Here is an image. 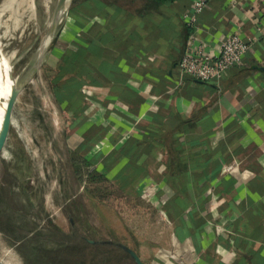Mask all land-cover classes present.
Segmentation results:
<instances>
[{
	"label": "crops",
	"instance_id": "1",
	"mask_svg": "<svg viewBox=\"0 0 264 264\" xmlns=\"http://www.w3.org/2000/svg\"><path fill=\"white\" fill-rule=\"evenodd\" d=\"M196 1L107 5L83 28L69 18L59 39H74L55 66L100 27L92 58L104 78L80 86L76 112L58 110L74 152L147 205L158 235L149 264H264V0H210L197 15ZM233 33L251 45L241 67L213 82L179 72L190 36L217 54Z\"/></svg>",
	"mask_w": 264,
	"mask_h": 264
},
{
	"label": "rangeland",
	"instance_id": "2",
	"mask_svg": "<svg viewBox=\"0 0 264 264\" xmlns=\"http://www.w3.org/2000/svg\"><path fill=\"white\" fill-rule=\"evenodd\" d=\"M119 2L140 11L145 4ZM57 3L0 0V46L9 59L0 80L9 63L21 56L9 79L18 83L29 75L51 39L49 24ZM70 16H64L66 25ZM80 17L85 23L92 20L82 10ZM72 34L67 31L68 40H58L52 57L18 95L0 141V264H137L121 245L136 248L149 264L154 255L151 239L158 235L150 226L147 205L122 197L100 165L92 168L78 159L68 136L67 114L58 110L52 79L59 60L56 66L54 60L73 41ZM5 108H0V127ZM111 244L124 254L111 250Z\"/></svg>",
	"mask_w": 264,
	"mask_h": 264
},
{
	"label": "trees",
	"instance_id": "3",
	"mask_svg": "<svg viewBox=\"0 0 264 264\" xmlns=\"http://www.w3.org/2000/svg\"><path fill=\"white\" fill-rule=\"evenodd\" d=\"M145 2V7L151 5H163L174 3L178 0H143ZM77 0H72V5L70 11L74 9H80L85 11L87 14L92 16V19L95 17H104V6L110 5L113 7L120 6L123 8V3H120L119 0L115 3L104 4L99 0H87L82 3H75ZM75 20L78 27L83 28L88 25L91 20L87 23L82 22L79 17H71ZM88 37L83 36L84 42L88 46L77 45V49L66 50V52L61 54L59 63L57 65V74L53 77L52 82L54 83V95L58 100V104L62 106L66 111H75L81 106V100L79 98L78 90L80 86L84 83L89 84H100L104 78V73L101 71L104 65V61L97 58H92L93 55L98 53L96 48H101L99 42L104 40V29L102 28H93ZM87 35V34H86ZM94 61H100L99 65L96 66ZM179 65V63H178ZM241 67V66H240ZM81 149H91V139L88 138L86 145L82 146ZM78 159L83 160V163L90 166V161L86 160L84 156L80 155L79 152H74ZM79 163V162H78ZM81 173V171H78ZM115 244L108 245L110 249H116L119 253L124 252L121 250V247H115ZM122 255V254H121Z\"/></svg>",
	"mask_w": 264,
	"mask_h": 264
},
{
	"label": "built area",
	"instance_id": "4",
	"mask_svg": "<svg viewBox=\"0 0 264 264\" xmlns=\"http://www.w3.org/2000/svg\"><path fill=\"white\" fill-rule=\"evenodd\" d=\"M210 0H197L195 2L196 15L201 13ZM196 15L189 17L190 24L196 21ZM251 45L233 33L221 40L217 54L208 52L205 46L196 43L194 36L187 41L184 54L179 61V72L191 79L202 82H213L222 79L232 68L244 64L246 54L250 51ZM231 170L233 165L225 167Z\"/></svg>",
	"mask_w": 264,
	"mask_h": 264
},
{
	"label": "water",
	"instance_id": "5",
	"mask_svg": "<svg viewBox=\"0 0 264 264\" xmlns=\"http://www.w3.org/2000/svg\"><path fill=\"white\" fill-rule=\"evenodd\" d=\"M71 3L72 0H58L56 8L54 9L51 17V23H50L51 39L48 42V45L45 48H43L44 50L42 49L43 51H41L38 60L32 66V70H30L29 75L26 76L22 82H18L12 86L10 95L6 103L2 124L0 127V141L4 136V134L6 133L9 123L11 121V108L13 103L17 99L18 95L26 88L28 83L33 79L36 70L40 69L42 63L47 60V58L52 54L53 50L55 49L57 42L66 26V22H64V16L65 15L68 16V11L70 9ZM37 40H38V36L36 37V41ZM21 58L22 56L17 58L14 62H10L12 69L21 60ZM10 77L12 78V72L10 74ZM121 247L135 260L137 264H145L132 249H130L125 245H121Z\"/></svg>",
	"mask_w": 264,
	"mask_h": 264
},
{
	"label": "bare ground",
	"instance_id": "6",
	"mask_svg": "<svg viewBox=\"0 0 264 264\" xmlns=\"http://www.w3.org/2000/svg\"><path fill=\"white\" fill-rule=\"evenodd\" d=\"M70 10L68 11L69 14ZM13 16V14H12ZM68 22V20H67ZM5 24V23H4ZM50 25V24H49ZM7 30V29H6ZM25 30V29H24ZM17 34V33H16ZM33 34V33H31ZM13 40V39H12ZM44 50V49H43ZM42 50V51H43ZM2 51L0 46V52ZM9 62V59L5 57V55L1 52L0 53V71L4 68V66ZM8 69L6 70L4 76L0 80V108L6 105L8 97L10 95V91L12 86L17 83L16 80H10V74L12 72L11 63L7 66Z\"/></svg>",
	"mask_w": 264,
	"mask_h": 264
}]
</instances>
